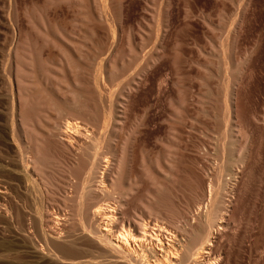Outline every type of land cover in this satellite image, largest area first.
<instances>
[{
	"label": "rangeland",
	"instance_id": "1",
	"mask_svg": "<svg viewBox=\"0 0 264 264\" xmlns=\"http://www.w3.org/2000/svg\"><path fill=\"white\" fill-rule=\"evenodd\" d=\"M35 1L38 6L43 0ZM167 2L125 0V32L117 37V31H109L110 38L103 40L106 45L103 57L119 67L120 53H128V58L133 59L128 38L139 44L144 35L146 43L139 51L148 63L158 49V37L163 42H160L163 50L159 69L155 68L159 73L149 70L143 96L130 102L132 105L119 128L124 136L120 140L125 141L142 122L131 178L133 183L137 182L136 187L130 191L127 188L130 182L125 181L122 189L110 188L111 197L114 194L115 199L119 198V205L125 207L121 210L132 220L167 226L174 231L180 258L173 263L167 258L162 261L147 257L152 264H195L189 251L195 256L209 242L211 245L205 247L212 248L213 254L204 264H264V0H171L172 5ZM72 3L62 5L60 17L66 18L64 23L67 21L65 25L76 38L83 39L86 33L83 15L77 0ZM0 17L3 18L0 28L12 31L7 27V17L3 14ZM162 17L168 18L167 26ZM10 31L8 38L12 36ZM0 34V49L7 51L13 39L4 44V35ZM1 50L0 62L10 54ZM138 65L135 61L115 84L126 85ZM101 66L104 67V60ZM1 68L0 64V147L5 148L7 157L0 152L4 154L0 156V188L5 189H0V264H127L126 257L94 237L96 223L84 213L86 204L94 198L92 194L91 197L80 194L82 186L70 175L64 156L39 166L37 172L26 171L21 163L26 152L12 138L15 128L6 109L12 100L14 83L8 78L9 71ZM174 68L183 73H173ZM183 82L192 92L186 106L188 113L181 119L175 112L180 108L178 89L184 86ZM204 82L207 87H203ZM117 86L109 96L116 102L120 96ZM232 90L237 97L240 119L237 126L236 117L231 114ZM170 95L175 104L171 103ZM116 151L119 156L120 150ZM237 164L241 172L237 185L233 186L236 182L233 167ZM149 169L154 171L156 180L162 179L163 187L158 193L151 178L145 175ZM220 181L224 189L219 192ZM154 192L163 194L162 203L156 206L152 205ZM216 193L223 197L215 199ZM124 194L129 196L128 200ZM86 197L89 202L87 199L82 206L81 199ZM102 197L99 194L96 200ZM111 197L101 202L117 204V199ZM208 210L210 218L200 217ZM51 227L54 232L49 230ZM124 229L120 227L118 231ZM116 256L125 258L126 263L121 257L117 261ZM129 263L133 264L130 260Z\"/></svg>",
	"mask_w": 264,
	"mask_h": 264
},
{
	"label": "bare ground",
	"instance_id": "2",
	"mask_svg": "<svg viewBox=\"0 0 264 264\" xmlns=\"http://www.w3.org/2000/svg\"><path fill=\"white\" fill-rule=\"evenodd\" d=\"M72 1L74 0H43L41 5L37 6L38 1L35 0H0V10L8 19L6 24H9V26H6L12 30H8V32L10 31V35L12 32L11 37L13 39L11 48L9 47L10 50L8 48L6 51L4 47V52L10 51V54L6 58L3 57L0 64L2 66L1 70L9 71L8 78L12 84L14 83V89L11 87L12 96L10 97H12V100L11 102L8 100L10 104L9 106H7L8 103L6 104V109L8 110L7 113L10 111L12 115L11 124L15 128L12 131V138L20 142L26 152V155H24L25 153H21L25 156L22 157L21 163H24L25 169H28L26 171L37 172V169L43 166V164L46 165L51 161L61 160L64 156V163L67 165L70 175L77 179V185H81L82 192L88 195H83L81 189H79L81 192L79 193L83 197L92 194L94 198L91 203L92 197L89 196L91 197L90 203L86 204L87 209H84V211L86 210L84 213L86 218L96 223V231L93 230L97 232L94 235L96 240L106 243L107 245L103 243L106 247L110 245L111 250L126 257L127 264L129 260L133 264H152L147 259L149 256L162 261H166L167 258V260L173 262L180 258V251H178L176 246L177 239L176 237L174 238V231L167 226L153 225L150 222H142L137 219L132 220L125 216L121 210L122 206L119 205L121 202L118 203L119 198H116L117 204L114 202V204L112 202H101V200L111 197V193L113 192L110 188L119 189L120 187H124L125 181L130 182L127 187L130 191L136 187L135 184L137 182L133 183L131 178L133 177L134 166L136 164V152L134 148L137 143V136L140 135L138 133L141 131L139 128L142 122L137 125V131H133V133L135 132L134 135L131 138H126L125 141L122 140L123 142L120 139L124 136L122 137L120 134L119 128L122 127L120 124L125 119L128 107L132 105L130 102L137 97L143 96L142 94L148 81L149 70L155 69L162 58L161 51L163 49H160V37H158V49L149 58L151 59L149 63L148 60H145L146 57L143 61L140 55L142 51H139V49L142 50V46H145L144 42L146 43L144 35L139 44H135L131 38H128V44L130 45L129 53L131 51V53L134 52V55H132L133 59L128 58V53H120L118 59L122 63L119 67L113 61H109V59L105 60L103 57L106 49L103 40L110 38L109 31L112 32L114 30L115 33L117 31V37H122L125 32L123 14L125 0H77L78 9L82 13L80 15H83L82 21H84V25L86 26V33L83 34V39L76 38L65 25L67 21L64 23V20L66 18L62 20L60 17L62 14L59 13V10H63L62 5L64 3L71 4ZM170 1L168 0V5L171 4ZM1 12L0 16L2 15ZM166 18H164L166 21L164 22L165 26L168 24V18ZM88 22L95 24V26H87L86 23ZM4 28L3 30L0 28V33H3L2 39L5 42L4 44H7L8 39L11 37L8 38L9 34H7L8 32ZM54 49L57 50V53L54 52ZM103 60L104 67L101 66L103 65ZM135 61L139 63L137 71L134 69L136 71L135 75L128 82L125 81L126 85L117 86L115 81L118 77H121L119 75L127 73ZM173 73L181 74L183 71L179 68H174ZM205 82L202 84L204 85L203 87H207V83ZM115 85L117 86L116 89L120 92L117 91L120 95L117 102L112 98L109 99V96L114 93L115 89L113 87ZM179 87L180 108L176 109L175 114L182 119V115L188 113L186 106H189L188 102L190 92L192 91H190V86L188 87L186 84ZM235 93L231 94L230 103L231 114L235 115L236 118H234L236 119L237 126L240 119ZM170 98L171 103H173L172 95H170ZM201 100L203 101V99ZM3 109L6 110L5 108ZM206 111L204 109V114ZM120 147L122 148L119 149ZM4 150L5 148L0 147V152L4 153L7 157V153ZM116 150H120L119 156H117L116 153L118 152ZM4 154H0V156ZM117 166L118 169L115 170ZM157 169L160 170V167ZM222 169L224 170V168ZM152 172L154 171H150L149 169V171L145 172V175L151 178L152 183L155 184L154 189L158 193L163 187H161L162 183H160L162 179L159 177L158 179L160 180H156L157 177H154ZM240 172L241 166L239 164L235 165L232 175L234 174L233 180L236 182H234L233 186L237 185ZM99 178L101 179L99 180ZM219 186L220 192L222 187L224 189V183L220 181ZM3 189L1 190L4 191L5 189ZM154 193L153 197L155 199L153 200L155 203L153 202L154 204L152 205L156 206L162 203L163 194ZM99 194L103 197L100 200H96ZM125 195V198H127V194ZM214 195L215 199L223 197L222 194L216 193ZM212 196L213 194H211L210 199H212ZM140 197L139 199H141ZM111 198L115 199L114 194H112ZM143 198L145 199L144 196ZM85 199H81L84 200L81 204L82 206H85L84 203H87L88 197ZM148 202L150 203V200ZM202 216H206V219L210 218L209 210L201 214L200 217ZM91 220H87V222ZM120 227L127 230L124 229L126 231L119 232ZM221 229L222 226L219 224V230ZM49 230L52 231L53 228L51 227ZM205 245L199 249L200 251L196 252L195 256L189 251V256L194 258L193 263L204 264L206 260L211 259L213 254V251L211 252L212 248H206ZM207 245L210 246L211 242ZM118 257L120 258L121 256H116V259ZM121 258L123 259V257ZM122 262H125V258Z\"/></svg>",
	"mask_w": 264,
	"mask_h": 264
}]
</instances>
